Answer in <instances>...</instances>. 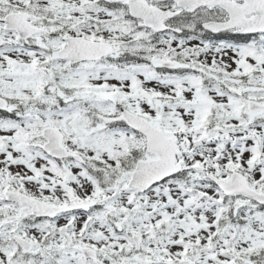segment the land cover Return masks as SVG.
Instances as JSON below:
<instances>
[{
    "label": "snow or ice",
    "instance_id": "obj_1",
    "mask_svg": "<svg viewBox=\"0 0 264 264\" xmlns=\"http://www.w3.org/2000/svg\"><path fill=\"white\" fill-rule=\"evenodd\" d=\"M0 264H264V0H0Z\"/></svg>",
    "mask_w": 264,
    "mask_h": 264
}]
</instances>
